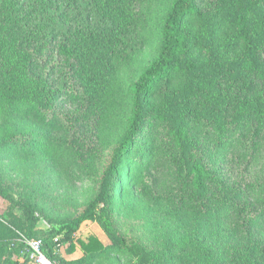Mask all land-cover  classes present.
Returning a JSON list of instances; mask_svg holds the SVG:
<instances>
[{"label": "trees", "instance_id": "obj_1", "mask_svg": "<svg viewBox=\"0 0 264 264\" xmlns=\"http://www.w3.org/2000/svg\"><path fill=\"white\" fill-rule=\"evenodd\" d=\"M96 1L108 25H79L55 44L59 55L66 58L68 72L92 96L101 90L108 78L105 68L133 29L128 13L133 0ZM202 1L171 0L158 53L128 86L131 114L127 128L103 171L98 192L82 210L57 223L50 217L51 229H42L36 215L37 196L0 176V195L10 203L11 214H16L15 209L21 212L8 223L0 219V264L25 259V241L32 238L41 240L46 256L58 264H92L94 258L114 249L129 252L135 264H167L145 244L128 242L113 217L114 186L119 183L123 160L154 124L162 126L169 145L180 155L182 176L172 195L174 204L190 209L196 219H222L226 224L224 241L217 229L216 245L192 241L193 251L180 255L179 260L185 264H264V176L234 181L229 175L225 181L206 160L194 131L202 122L219 141H226L229 134L239 141L249 139L239 159L246 169L255 164L264 146V0H216L210 3L216 17L201 6ZM217 17L234 32L228 43L216 46ZM7 34L16 39L13 45L6 39L0 45V114L40 124L48 132L64 131L55 112L56 88L49 83L46 60L38 55L45 46L27 33L22 39L17 33ZM163 83L167 88L155 99ZM69 95L72 103L78 101V93ZM0 129L5 130L0 134V148L17 143L26 150L30 143L39 146L40 152L51 151L43 136L19 135L9 123L0 124ZM88 222L98 223L112 243L105 245L93 235L87 240L76 238ZM18 240L24 249L22 259L16 261L11 258L10 244ZM220 241L224 251L217 253ZM79 250L81 255L66 257Z\"/></svg>", "mask_w": 264, "mask_h": 264}, {"label": "rangeland", "instance_id": "obj_2", "mask_svg": "<svg viewBox=\"0 0 264 264\" xmlns=\"http://www.w3.org/2000/svg\"><path fill=\"white\" fill-rule=\"evenodd\" d=\"M215 1L203 0L201 6L216 17L218 13L215 14L210 4ZM132 2L128 12L133 21L132 34L117 47L116 55L105 68L108 78L101 90L92 96L68 72L66 58L59 55L55 44L79 25H108L97 1L0 0V45H4V39L11 45L15 43L16 37L7 31L17 33L20 38L27 33L31 40L43 43L45 50L38 55L47 62L49 83L56 88L55 112L64 127L62 132H48L40 124L0 114V124L9 123L19 135L43 136L51 147L50 152H40L39 146L30 143L26 150L17 143L0 148V176L8 184L30 190L37 196L40 206L36 215L40 219L38 227L42 229H51L50 217L57 223L82 210L98 192L103 171L127 128L131 114L128 86L158 53L161 26L171 0ZM217 20L214 30L216 46L228 43L234 32V28L220 17ZM196 21L192 22L193 25ZM166 88V84H161L155 99ZM70 93H78L76 103L70 100ZM206 128L202 122L194 126L196 138L202 142L200 145L206 160L225 181L229 175L234 181L263 179L264 146L260 148L255 164L246 169L239 153L248 149L249 139L242 137L239 141L229 134L226 141H219L215 139V133L207 132ZM3 131L0 129V134ZM119 173V183L114 186L113 217L128 242L136 240L145 244L164 263L185 264L179 256L185 257L187 252L193 251L192 241H201L212 247L216 245L214 231L217 229L225 240L226 224L222 219L217 222L199 220L190 209L174 204L172 195L182 176L180 155L169 145L162 126L154 124L147 129L131 155L124 158ZM9 206L10 203L0 195V219L6 223L21 213L15 209L16 214L12 215ZM214 223L221 226L216 227ZM91 235L105 245L112 243L96 222L83 224L76 238L87 240ZM223 241H220L217 253L224 251ZM10 247L11 258L21 260L24 243L18 240ZM81 254L79 250L71 256ZM135 262L136 258L129 252L114 249L106 256L94 258L92 264Z\"/></svg>", "mask_w": 264, "mask_h": 264}, {"label": "built area", "instance_id": "obj_3", "mask_svg": "<svg viewBox=\"0 0 264 264\" xmlns=\"http://www.w3.org/2000/svg\"><path fill=\"white\" fill-rule=\"evenodd\" d=\"M26 258L18 264H58L57 261L51 260L43 251L42 241L39 239H27L25 241Z\"/></svg>", "mask_w": 264, "mask_h": 264}, {"label": "crops", "instance_id": "obj_4", "mask_svg": "<svg viewBox=\"0 0 264 264\" xmlns=\"http://www.w3.org/2000/svg\"><path fill=\"white\" fill-rule=\"evenodd\" d=\"M70 257H68V256H66L67 258H72V256L71 255H69Z\"/></svg>", "mask_w": 264, "mask_h": 264}]
</instances>
